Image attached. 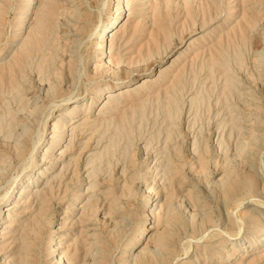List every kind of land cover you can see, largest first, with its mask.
I'll return each mask as SVG.
<instances>
[{
	"label": "rangeland",
	"instance_id": "374dc122",
	"mask_svg": "<svg viewBox=\"0 0 264 264\" xmlns=\"http://www.w3.org/2000/svg\"><path fill=\"white\" fill-rule=\"evenodd\" d=\"M0 237V264H264V0H0Z\"/></svg>",
	"mask_w": 264,
	"mask_h": 264
},
{
	"label": "bare ground",
	"instance_id": "6f19581e",
	"mask_svg": "<svg viewBox=\"0 0 264 264\" xmlns=\"http://www.w3.org/2000/svg\"><path fill=\"white\" fill-rule=\"evenodd\" d=\"M120 1H122V0H119V2ZM120 4V3H119ZM118 11V10H117ZM122 12V11H121ZM119 13V14H118ZM117 14V16H115L114 18H113V20H111L107 25H104V28H103V30H101L100 31V33L98 34V38H99V40L97 41V43H98V45L100 46V48H104L105 46H106V44H107V42H108V39H109V37H111L112 36V32L113 31H115V29H117L118 28V26H119V24H120V22H121V20H122V18H121V16H120V12H118ZM45 17H47L46 15H45ZM97 43H96V45H97ZM101 51V50H100ZM111 96H113V95H111L110 93L109 94H107L104 98H106V99H110V97ZM60 115H62V114H60ZM59 116V115H58ZM56 117H57V115H56ZM74 122V121H73ZM73 125V124H72ZM55 143V142H54ZM64 148V147H63ZM60 151V150H59ZM58 151V152H59ZM64 151V150H63ZM61 155L60 156H58L57 157V159L58 160H61V158L62 157H64V154L63 153H60ZM87 155V154H86ZM47 159L48 158H42V160H41V162H40V165H42V166H44L45 164H47L48 163V161H47ZM39 162V161H38ZM51 166V165H50ZM46 170H48V169H46ZM44 172V171H43ZM48 173V172H47ZM50 173V172H49ZM38 178H41V177H38ZM37 178V179H38ZM39 184V182H30L29 183V185L30 186H28L29 188H36L37 186H39L38 185ZM46 184V183H45ZM40 185H41V183H40ZM43 187V186H42ZM30 192V191H29ZM30 194H31V192H30ZM29 195V194H28ZM80 199V198H79ZM20 207V206H19ZM17 208V207H16ZM70 213V212H69ZM73 214V213H72ZM66 217V216H65ZM63 219V218H62ZM88 225V224H87ZM91 227V226H90ZM82 228V227H81ZM88 231H91V229H89ZM87 231V232H88ZM72 234V233H71ZM91 235V234H90ZM0 239L1 240H3V239H5L4 237H0ZM59 239H64V238H59ZM89 239V238H88ZM89 242V241H88ZM91 243V242H90ZM92 244V243H91ZM59 248H57L56 250H58ZM56 250L54 249V250H52L51 251V253H53V254H55L56 253Z\"/></svg>",
	"mask_w": 264,
	"mask_h": 264
}]
</instances>
